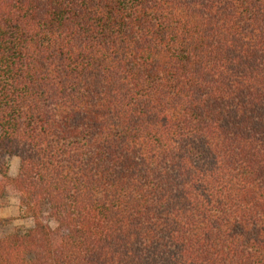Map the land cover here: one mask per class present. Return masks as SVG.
<instances>
[{
	"label": "trees",
	"instance_id": "trees-1",
	"mask_svg": "<svg viewBox=\"0 0 264 264\" xmlns=\"http://www.w3.org/2000/svg\"><path fill=\"white\" fill-rule=\"evenodd\" d=\"M9 187L0 264H264V0H0Z\"/></svg>",
	"mask_w": 264,
	"mask_h": 264
},
{
	"label": "rangeland",
	"instance_id": "rangeland-1",
	"mask_svg": "<svg viewBox=\"0 0 264 264\" xmlns=\"http://www.w3.org/2000/svg\"><path fill=\"white\" fill-rule=\"evenodd\" d=\"M6 164L9 177L15 179L18 174L19 159L15 157L6 158ZM0 219L9 222L2 231L4 234L26 231L33 226L32 219L20 210L19 197L12 187L8 188L4 206L0 208Z\"/></svg>",
	"mask_w": 264,
	"mask_h": 264
}]
</instances>
